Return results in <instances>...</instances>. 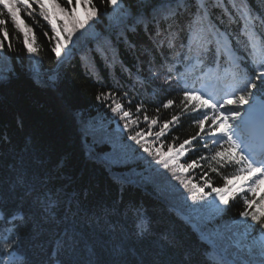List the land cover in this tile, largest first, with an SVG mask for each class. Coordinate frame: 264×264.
I'll return each mask as SVG.
<instances>
[{
	"label": "trees",
	"instance_id": "16d2710c",
	"mask_svg": "<svg viewBox=\"0 0 264 264\" xmlns=\"http://www.w3.org/2000/svg\"><path fill=\"white\" fill-rule=\"evenodd\" d=\"M216 2L225 5V0ZM245 2L255 20L243 26L229 15L209 20L197 13L186 44L195 42L193 33L207 42L215 40L214 32H226L238 45L242 65L248 66L252 57L260 59L264 47L256 37H264V0H227ZM50 3L73 6L67 0ZM182 5L190 8L192 0H93L98 16L59 54L53 51L55 36L38 4L31 16L21 12L22 22L32 30L34 52L28 51L6 11L0 16L6 21L0 26V211L24 216L14 229L20 244L13 258L5 248L14 234L8 231L12 225L0 220V264H230L225 257L234 264H264V233L250 217L238 215L254 209H245L237 197L226 215L209 224L203 216L205 209L219 206L214 195L184 189L179 177L129 139L148 127L142 116L136 124L113 108L123 104L135 116L137 105L145 106L150 117L159 118L156 130L169 121L171 127L161 138L166 145L178 146L196 135L202 110L184 101V91L154 82L143 63L149 46L140 45L150 36L146 26L154 28L161 19L174 23ZM79 11L83 16L84 8ZM63 19L57 14L58 27ZM247 25L252 34L240 32ZM97 43L105 48L104 56L96 51ZM189 55L181 57V65ZM153 56L162 58L157 50ZM253 84L251 90L263 99L264 80ZM170 99L176 103L166 108ZM176 116L180 119L173 122ZM206 146L199 138L180 157L181 163L200 162L198 170L181 179L203 184L206 176L220 186L235 165L218 164L214 157L219 148ZM117 149L134 153L138 165L115 162ZM21 175L45 194L40 201L17 184ZM210 229L218 233L215 244L202 236Z\"/></svg>",
	"mask_w": 264,
	"mask_h": 264
},
{
	"label": "snow or ice",
	"instance_id": "6c2138e0",
	"mask_svg": "<svg viewBox=\"0 0 264 264\" xmlns=\"http://www.w3.org/2000/svg\"><path fill=\"white\" fill-rule=\"evenodd\" d=\"M106 3H113V0H105ZM67 3L73 5L70 9L60 7L58 4H52V11L49 10L48 0H0V16L6 14L11 18L12 24L15 29L21 32L24 36L25 44L28 47L29 52H34L33 40L30 35L31 28L27 24H24L21 19V12L26 11L29 16L33 14V8L35 4H38L41 9V14L44 19L51 25V31L55 36V47L53 51L57 54L65 47L66 43L70 41L71 37L81 29H84L90 24L97 16L98 11L93 6V0H67ZM84 8L83 16L79 11V7ZM177 12L178 19L179 12ZM191 16L188 22L198 13L201 17L205 15L211 20L212 17L218 16L223 18L225 15H229L234 19L235 24H247L248 22L255 20L252 13L251 4L245 2L242 4H227L220 5L216 0H207L205 4H197L195 0H192V5L188 8ZM57 14H62L64 19L61 20L60 26H57ZM203 21V19L201 20ZM132 22L131 20L129 21ZM6 24L4 19H0V26ZM242 26V27H243ZM3 35L8 36L6 28L3 29ZM193 40L199 39L198 34L193 33ZM110 36L106 34L105 43H108ZM100 41V40H99ZM97 41V42H99ZM4 45V41L0 40V47ZM98 54L104 56L106 54L105 48L102 44L97 43L95 47ZM264 78V74L257 76V79ZM168 82V80H165ZM249 88L255 89L256 84H250ZM183 99L185 102L192 104L197 109H208L211 110L212 115H205L202 119L196 121L197 132L196 135L190 136L185 139L178 146L175 143L165 144L161 138L164 137L165 131L171 127V123L167 120L163 121L162 126L157 129V125L161 124L158 117H150L145 111V106L137 105L136 115L132 109H125L123 104L113 105L115 111L121 112L123 118L126 121H132L135 119L136 124L140 123L141 116L147 123L148 127L142 131H138L135 136L129 137L140 145L143 146V151L153 156L157 163L163 165L166 169L172 171L175 176L179 177V183L186 190L195 189L200 193L210 190L214 194V197L218 201L219 206L209 207L205 209L203 219L209 224L218 220L219 218L226 215L231 210L229 205L237 197L242 200L243 207L245 209H254V211L244 210L238 215L239 217L248 218L250 217L252 222L256 224V230L264 233V192L261 191L264 186V167H254L248 164L245 167H241L234 175H226L223 177V183L217 186L209 182L208 177H204L203 184H197L189 179H181V176H186L189 172L200 168V162L193 160L191 163H181L180 157L188 155L187 149L196 142L199 138H212L220 133L226 134L231 128L230 121L238 118L241 115L240 110H248L247 106L250 105L251 101L248 98V94L241 93L238 96H228L226 99L221 100L219 103L212 102L209 99H204L198 93L183 92ZM195 102V103H193ZM176 101L170 99L167 101L165 107H174ZM159 110H157L158 112ZM135 117V118H133ZM180 119L179 116L173 117V122ZM206 125L210 127L206 128ZM128 124H125V128ZM158 141H160L158 143ZM231 141V137H229ZM115 162L125 165H138L139 161L134 153L123 152L119 149L116 150ZM215 160L218 164H241L244 161V157L240 154L237 145L234 142H230L218 151L215 152ZM219 169H215L218 171ZM17 184L26 189L28 194H32L35 198L40 201L42 196L45 194L40 193L35 185H28L24 176L21 175L17 178ZM0 220H6L12 227L8 229L10 233H14V229L18 227L19 222L24 220L22 214L17 215L11 213L7 216L4 212L0 211ZM208 225L206 224L201 231H204ZM247 234V233H246ZM218 233L215 229H210L206 235V239L215 244V238ZM11 242L5 245V248L10 253L15 252L20 244L18 233H14L10 236ZM238 243V242H237ZM222 264V262H221Z\"/></svg>",
	"mask_w": 264,
	"mask_h": 264
},
{
	"label": "rangeland",
	"instance_id": "374dc122",
	"mask_svg": "<svg viewBox=\"0 0 264 264\" xmlns=\"http://www.w3.org/2000/svg\"><path fill=\"white\" fill-rule=\"evenodd\" d=\"M58 16L60 18H63L62 14H58ZM152 37H153V41L151 42V45L149 47L150 50H146L143 48L144 44H145L144 42L140 43L142 48L148 53L144 59L145 68H146L148 74L153 77L154 82L159 84L162 88H174V86L176 85L178 80L180 78H183L182 72L177 70L175 67V65L177 64L176 59L171 57L172 54L169 51H166L165 47L167 46L168 41H167V38H165L164 34H161L158 36L155 32H153ZM175 45H176V48H177L176 50L178 51V54H180L183 51V46H181L180 41H178V40H177ZM157 46L163 48L164 52L166 53L168 58L165 62L158 61L153 57V48H151V47H157ZM225 72H228L227 68H226ZM258 72L260 75L264 74V66H259ZM229 76H231V75H229ZM165 80H168V82H165ZM200 82H202L204 85L203 80H201ZM214 82H216V81H214ZM194 84H195L194 81L192 83H190L189 92L198 93L204 99H209L212 102L219 103V101H216L218 99L211 100L212 98L211 97L209 98V94L205 93V91H203V93H202V90L212 91L210 89H213V86L217 85V83H214L212 85H208L207 89H203L202 88L203 86H201V87L195 86ZM242 89H243V87L240 90H237L228 96H233V95L238 96L244 91ZM215 91H217V87L212 92L215 93ZM224 94H226V93H224ZM228 96L224 97V99H226ZM248 98L251 101L250 105L247 106L248 110L247 111L244 109L240 110L241 115L238 118L234 119L233 122L230 123L231 128L228 130L227 135L220 133V134H218V135H216L210 139L204 138V137L201 138L202 139V141H201L202 145H205V144L208 145V142H211L208 146H206L208 148H215V147L221 148L224 145L233 141L237 145L240 154L244 157V161L242 162L243 165L241 167H245L246 166L245 162L247 161V163H248L250 159L247 158V160L245 161V157L247 155H246V153L244 154V152H242L241 148H243V147L241 144H240L241 145V147H240V145L238 143L246 142L247 143L246 146L248 145V147L264 146V134L258 135L256 132L258 130L264 129V122L262 123V120H258V118H257V116L261 119L264 118V107H263L264 102L255 103L254 94L252 92L248 93ZM206 110H207L206 114H203L202 118L205 115H207V116L212 115L211 110H208V109H206ZM207 127H210V125H206V128ZM229 137H231V141H229ZM199 171H201V170H199ZM261 191L264 192V186H262ZM209 193L214 195L213 193H211L210 190H209ZM213 200L215 201L216 198H213Z\"/></svg>",
	"mask_w": 264,
	"mask_h": 264
},
{
	"label": "bare ground",
	"instance_id": "6f19581e",
	"mask_svg": "<svg viewBox=\"0 0 264 264\" xmlns=\"http://www.w3.org/2000/svg\"><path fill=\"white\" fill-rule=\"evenodd\" d=\"M205 92H207V91H205ZM212 99H218V100H220V98H221V94H217V95H213V94H211V95H209ZM234 121V119L233 120H231L230 121V123L231 122H233ZM263 123V122H262ZM233 142V141H232ZM237 143V142H236ZM246 142H241V145H242V147L244 148V151H245V153H247V152H249V151H252V148H246ZM248 159H249V157H248ZM251 161V160H250ZM250 161L247 163L246 162V165H248V164H250ZM258 167H264V165H259Z\"/></svg>",
	"mask_w": 264,
	"mask_h": 264
}]
</instances>
